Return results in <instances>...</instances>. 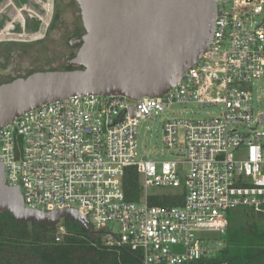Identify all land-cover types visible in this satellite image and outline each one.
<instances>
[{"label":"built area","instance_id":"obj_1","mask_svg":"<svg viewBox=\"0 0 264 264\" xmlns=\"http://www.w3.org/2000/svg\"><path fill=\"white\" fill-rule=\"evenodd\" d=\"M213 1L214 31L201 59L161 97L73 96L0 129L4 185L20 189L27 209L75 210L104 245L137 254L141 264H209L232 212H252L264 228V114H254L250 93L252 82L264 79V0ZM214 83L224 89L219 116L163 123L170 150L184 131L185 152L175 153L181 160L136 162L139 120L155 119L176 103L216 106L208 95ZM248 123L254 126L247 133L235 127ZM129 167L139 179L137 201L122 188ZM162 196L182 203L149 201Z\"/></svg>","mask_w":264,"mask_h":264},{"label":"water","instance_id":"obj_2","mask_svg":"<svg viewBox=\"0 0 264 264\" xmlns=\"http://www.w3.org/2000/svg\"><path fill=\"white\" fill-rule=\"evenodd\" d=\"M84 36L68 71L32 73L0 85V129L23 113L73 96L161 97L201 59L212 38L213 0H75ZM202 107H209L202 105ZM134 108L129 112L132 117ZM124 112L119 116L122 120ZM262 119V116H261ZM0 165V215L23 225L52 228L71 220L89 229L72 209L25 207L19 188H7Z\"/></svg>","mask_w":264,"mask_h":264},{"label":"trees","instance_id":"obj_3","mask_svg":"<svg viewBox=\"0 0 264 264\" xmlns=\"http://www.w3.org/2000/svg\"><path fill=\"white\" fill-rule=\"evenodd\" d=\"M122 188L126 199L138 200L139 179L133 167L127 168ZM149 201L152 205L179 206L182 197L162 196ZM235 213H229V221ZM240 213L247 218L246 228L232 232L228 228L219 252L207 258L209 264H264L262 219L249 211ZM63 222L60 234L58 226L23 225L9 213L0 215V264H141L137 254L104 245L93 229L71 220Z\"/></svg>","mask_w":264,"mask_h":264},{"label":"rangeland","instance_id":"obj_4","mask_svg":"<svg viewBox=\"0 0 264 264\" xmlns=\"http://www.w3.org/2000/svg\"><path fill=\"white\" fill-rule=\"evenodd\" d=\"M59 12L61 22L57 23L56 31L47 35L45 42L40 45L31 46L24 53V56L13 62L0 63V85L9 83L17 78H25L32 73L46 71H65L69 67V60L75 51L60 44L58 38L59 32H64L72 27L76 21L74 17L80 16L79 7L75 0H59ZM80 21V19H79ZM65 34V33H64ZM75 57V56H74ZM250 93L252 96V109L254 114H264V79H258L250 85ZM209 100L217 103L216 106L201 107L197 103L173 104L167 110L159 113L155 119L139 120L137 126V146L135 152V161L142 160L152 161H180V157H176L175 153L184 154V131L180 130L176 137L177 148L170 150L164 144L163 123L169 119H182L185 121H202L219 116L223 110L224 89L220 84L214 83L208 91ZM251 123L235 126L242 133H247L248 129L253 127ZM263 125L258 127L262 130ZM242 156V153H241ZM163 190L150 189L149 193H160ZM170 192H180V190H171ZM247 218L244 214L236 212L229 221V231H237L239 228H246ZM262 225V223H259ZM60 234H63L64 222L58 225ZM219 238L218 235L207 234L209 237Z\"/></svg>","mask_w":264,"mask_h":264},{"label":"flooded vegetation","instance_id":"obj_5","mask_svg":"<svg viewBox=\"0 0 264 264\" xmlns=\"http://www.w3.org/2000/svg\"><path fill=\"white\" fill-rule=\"evenodd\" d=\"M59 9V0H0V63L19 60L31 46L45 42L47 35L56 31L57 23L62 20ZM73 20L76 23L59 32L58 38L61 45L76 54L80 47L77 42L85 30L81 16H73ZM74 56L65 71L77 68L70 63Z\"/></svg>","mask_w":264,"mask_h":264}]
</instances>
